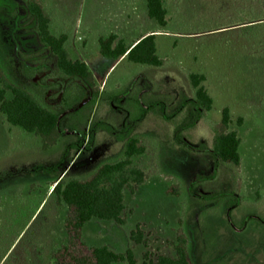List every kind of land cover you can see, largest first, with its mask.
<instances>
[{"label": "rangeland", "instance_id": "obj_1", "mask_svg": "<svg viewBox=\"0 0 264 264\" xmlns=\"http://www.w3.org/2000/svg\"><path fill=\"white\" fill-rule=\"evenodd\" d=\"M262 1L167 0L170 22L161 29L145 0H38L52 33L69 36L70 58L89 66L100 96L95 107L82 104L65 116L61 140L48 149L0 114V264H56L67 208L55 184L89 178L121 159L129 136L148 145L134 159L148 178L135 193L126 191L125 225L94 219L85 226L89 246L131 250L141 264L146 255L175 256L182 230L194 264H264V24L249 31L242 25L251 8L263 9ZM26 4L0 0V76L61 112V94L44 96L36 86L43 71L33 78L25 72V66L55 67ZM112 34L127 45L156 34L167 65L104 58L99 40ZM190 74L205 75L214 104L204 120L182 131L195 113ZM225 108L241 139L239 169L207 151ZM137 227L145 244L131 240Z\"/></svg>", "mask_w": 264, "mask_h": 264}, {"label": "trees", "instance_id": "obj_2", "mask_svg": "<svg viewBox=\"0 0 264 264\" xmlns=\"http://www.w3.org/2000/svg\"><path fill=\"white\" fill-rule=\"evenodd\" d=\"M148 17L164 29L169 25V6L167 0H145ZM257 2H263L257 0ZM26 9L34 19L36 32L42 47L55 58V67L41 64L36 68L25 66V72L31 78L39 71L43 76L36 86L54 95L61 94V112H53L43 107L28 90L13 86L0 76V114L5 123L19 128L25 133L37 136L43 149L59 143L62 138L61 123L72 110H78L82 104L95 107L100 92L95 84V76L89 66L81 60H72L67 48L69 36L55 35L51 31V17L43 10L38 0H27ZM243 31H249L264 23V7L258 13L251 8L244 15ZM247 16V17H246ZM257 28V27H256ZM156 34H150L127 45L116 34L99 40L100 53L118 63L124 57L129 62L153 68H162L167 60L158 55ZM188 81L193 92L190 103L194 109V118L182 128V131L194 127L205 119L213 108L214 100L203 85L205 75L190 74ZM9 94L12 95L9 98ZM76 112V111H74ZM230 110L225 108L219 124L212 125V146L207 151L217 160L239 169L242 163L240 155L241 139L238 132L231 130ZM242 125V119L239 120ZM177 141L186 148L177 132ZM148 152V145L138 137H127L124 156L113 163L103 164L92 176L86 179H60L53 189L59 200L66 206L64 223L66 241L54 254L56 264H138L133 252L120 254L108 246H89L84 240L85 226L94 219L125 225L123 214L126 210V191L135 193L145 183L148 174L134 164L136 157ZM135 244H145L144 233L139 227L131 233ZM175 256H158L156 260L145 256L141 264H194L188 252V240L182 230L178 231Z\"/></svg>", "mask_w": 264, "mask_h": 264}, {"label": "crops", "instance_id": "obj_3", "mask_svg": "<svg viewBox=\"0 0 264 264\" xmlns=\"http://www.w3.org/2000/svg\"><path fill=\"white\" fill-rule=\"evenodd\" d=\"M125 58V57H124Z\"/></svg>", "mask_w": 264, "mask_h": 264}]
</instances>
